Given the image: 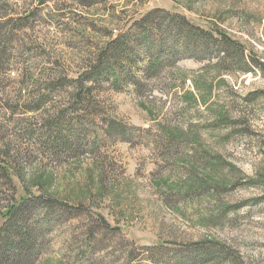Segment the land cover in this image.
<instances>
[{
	"label": "rangeland",
	"instance_id": "obj_1",
	"mask_svg": "<svg viewBox=\"0 0 264 264\" xmlns=\"http://www.w3.org/2000/svg\"><path fill=\"white\" fill-rule=\"evenodd\" d=\"M0 23V249L264 264V0H0Z\"/></svg>",
	"mask_w": 264,
	"mask_h": 264
},
{
	"label": "trees",
	"instance_id": "obj_2",
	"mask_svg": "<svg viewBox=\"0 0 264 264\" xmlns=\"http://www.w3.org/2000/svg\"><path fill=\"white\" fill-rule=\"evenodd\" d=\"M152 16L153 15L150 13L149 15H147V17L143 19V21L149 23L150 21L153 20ZM167 17L172 21L173 17H170L168 15ZM176 26L179 27L181 31H184V27L186 28L190 27V25L188 24L187 21L184 20V18L180 19V23H177ZM198 31L199 33H201V35L206 34L202 30H198ZM181 36H182L181 38L184 40V44L186 45L190 44V41L192 39L197 38L196 35H193L190 31L186 32L185 34H182ZM219 38H220V41H223V44L224 43L227 44L226 42H224V39H226L225 37L220 35ZM200 39H202V36ZM225 55H229V53L223 54V56ZM126 57H128V51H124L123 44H121L119 40L115 39L106 45L104 51L99 52L95 56V61H96L95 68L92 74L90 75L94 76L95 79L97 80L107 79L111 75V72H112L111 70H113V68L117 69V66L119 65L120 61L121 60L126 61L125 60ZM226 57L228 56H225V58L223 59L228 60ZM103 63H105L106 66L104 68H101ZM243 72H247V71L245 70ZM130 77H131L130 81L134 84L136 82L135 80L136 78L132 76ZM81 81H82V78L79 80V82L81 83ZM51 87H52L51 90L48 89L49 92L56 88V86H51ZM195 87L197 88L196 85ZM82 95L83 94H81V96ZM42 103H45V102L44 101L40 102V104ZM13 210H14V207L5 210V212L3 213V216L5 218L10 217ZM13 231L15 235L12 236L11 239H8L4 242V245H3L4 249L1 246L0 264H3L1 259L4 258L5 255L7 256V260H8L7 263L12 262L14 264L15 263L16 264H29L35 257L36 241L35 239L31 238V236L28 235L26 232L24 234L23 233L21 234L17 232L18 230L14 229Z\"/></svg>",
	"mask_w": 264,
	"mask_h": 264
}]
</instances>
